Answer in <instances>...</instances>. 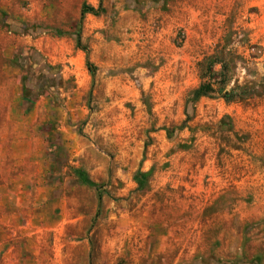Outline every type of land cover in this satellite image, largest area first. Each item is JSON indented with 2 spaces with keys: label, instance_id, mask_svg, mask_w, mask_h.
Returning <instances> with one entry per match:
<instances>
[{
  "label": "rangeland",
  "instance_id": "rangeland-1",
  "mask_svg": "<svg viewBox=\"0 0 264 264\" xmlns=\"http://www.w3.org/2000/svg\"><path fill=\"white\" fill-rule=\"evenodd\" d=\"M0 264H264V0H0Z\"/></svg>",
  "mask_w": 264,
  "mask_h": 264
},
{
  "label": "trees",
  "instance_id": "trees-1",
  "mask_svg": "<svg viewBox=\"0 0 264 264\" xmlns=\"http://www.w3.org/2000/svg\"><path fill=\"white\" fill-rule=\"evenodd\" d=\"M87 11L90 13H95V11L92 8H87ZM77 45L78 46L80 45V36L79 35L77 36ZM87 67H88V70H89L91 76L93 77L94 71H93V68L91 67V65L89 64V62H87ZM211 91H212V88H211V85L209 83L201 84L196 90H194V92L192 94V98H193V100H196L197 98L204 96ZM74 173H75L76 177L80 180L81 183H83L87 186H90V187H95V184L88 179V177L86 176V174L82 170H75ZM142 183H143L142 181L139 182L140 187H141Z\"/></svg>",
  "mask_w": 264,
  "mask_h": 264
}]
</instances>
